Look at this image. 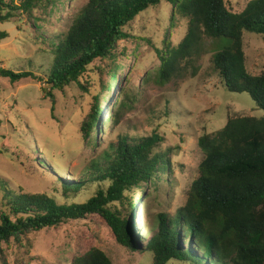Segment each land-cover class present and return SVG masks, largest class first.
<instances>
[{
    "label": "trees",
    "instance_id": "16d2710c",
    "mask_svg": "<svg viewBox=\"0 0 264 264\" xmlns=\"http://www.w3.org/2000/svg\"><path fill=\"white\" fill-rule=\"evenodd\" d=\"M161 2L172 6V20L176 15L186 18L187 28L176 47H171L169 36L165 38L157 82L164 85L181 77L186 67L195 76L197 67L193 64L204 53V40L209 39L214 46L210 61L213 74L229 92L247 93L264 112V72L256 76L248 72L243 42L245 34H254L264 43V0H250L239 13L230 11L224 0H88L68 29L58 35L57 43L49 45L50 59L43 76L28 69L13 71L0 66V78L11 84L27 79L43 83L46 87L42 92L53 109L55 93L73 86L88 93L92 65L109 60L113 65L107 82H100L103 70L94 69V75L100 91H109L112 96L116 72L121 68L115 64L117 45L130 37L124 28ZM51 5V0H0V12L9 9L3 21L13 17L11 12L34 19L35 10ZM121 93L117 112L111 118L116 124L121 111L132 104V93L122 89ZM100 98H93L91 112L79 125L84 140L99 124ZM161 143L157 132L141 138L119 136L115 146L91 161L78 183H62V189L78 192L89 181L109 182L104 191L98 190L85 203L61 204L42 194L6 200L0 210V263L3 248L10 243L21 245L22 239L32 233L69 221L97 218L119 245L146 253L152 264H264V114L260 118H228L221 130L198 138L196 146L203 159L196 179L185 192L184 205L172 216L159 214L151 238L136 246L130 241L135 229L128 223L127 206L125 215H121L109 205L129 204L133 210L131 193L141 191L142 200L144 188L162 180L163 175L170 176L169 150H163ZM69 264L112 262L92 247L80 250Z\"/></svg>",
    "mask_w": 264,
    "mask_h": 264
},
{
    "label": "rangeland",
    "instance_id": "374dc122",
    "mask_svg": "<svg viewBox=\"0 0 264 264\" xmlns=\"http://www.w3.org/2000/svg\"><path fill=\"white\" fill-rule=\"evenodd\" d=\"M51 1L53 5L48 9L41 7L33 12L34 19L11 12L13 17L3 21L9 9L1 10V67L28 69L43 76L50 59L49 45L57 43L58 35L68 29L88 0ZM249 1L224 0L233 13L241 12ZM171 11L169 3L161 2L124 28L130 37L117 45L115 64L121 68L116 72L112 96L109 91H100L94 75V69L103 70L100 82L105 84L113 65L109 60L92 65L86 84L88 93L75 86L55 93L53 109L42 92L46 87L43 83L27 79L11 84L0 78V210L6 200H23L25 195L35 194L55 198L61 204L85 203L98 190L104 191L109 182L89 181L78 192L62 189V183H78L91 161L115 146L119 136L141 138L157 132L161 148L169 150L170 176L163 175L162 180L144 188L142 200L141 191L131 193L133 210L129 204L109 205L121 215H125L127 206L128 223L135 229L130 241L143 245L153 235L159 214L172 216L184 205L185 192L196 179L203 159L196 146L198 138L221 130L228 118L263 116L247 93L229 92L213 74L210 61L214 46L209 39L204 40V53L193 64L197 67L195 76L186 67L181 77L164 85L157 82L165 38L169 36L171 47H176L187 28V19L176 15L172 20ZM243 42L248 72L261 74L264 43L254 34H245ZM29 61H33L32 66ZM184 65L185 61L180 66ZM121 89L133 97L130 108L121 111L116 124L111 118L117 112ZM96 96H101L97 105L102 113L92 136L84 140L79 125L91 112ZM92 247L104 252L112 264H152L146 253L119 245L97 218L69 221L32 233L22 239L21 245L10 243L3 248L0 264H69L80 250Z\"/></svg>",
    "mask_w": 264,
    "mask_h": 264
},
{
    "label": "water",
    "instance_id": "95a60500",
    "mask_svg": "<svg viewBox=\"0 0 264 264\" xmlns=\"http://www.w3.org/2000/svg\"><path fill=\"white\" fill-rule=\"evenodd\" d=\"M130 250V249H129ZM131 251V250H130Z\"/></svg>",
    "mask_w": 264,
    "mask_h": 264
}]
</instances>
